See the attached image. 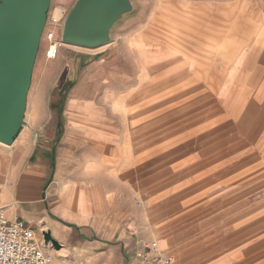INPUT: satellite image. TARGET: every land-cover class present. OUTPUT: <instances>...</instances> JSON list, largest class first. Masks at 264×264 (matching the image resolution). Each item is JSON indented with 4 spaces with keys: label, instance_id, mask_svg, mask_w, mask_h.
<instances>
[{
    "label": "crops",
    "instance_id": "1",
    "mask_svg": "<svg viewBox=\"0 0 264 264\" xmlns=\"http://www.w3.org/2000/svg\"><path fill=\"white\" fill-rule=\"evenodd\" d=\"M153 45L141 36L81 47L73 77L57 76L47 106L34 92L28 107V92L18 136L0 143V209L67 264H136L160 243L174 264H264V172L216 187L197 215L138 195L150 90L164 92L166 77L190 68L175 48ZM45 232L54 245L44 244Z\"/></svg>",
    "mask_w": 264,
    "mask_h": 264
},
{
    "label": "rangeland",
    "instance_id": "2",
    "mask_svg": "<svg viewBox=\"0 0 264 264\" xmlns=\"http://www.w3.org/2000/svg\"><path fill=\"white\" fill-rule=\"evenodd\" d=\"M130 1L133 9L112 28V41L143 36L190 61V68L166 77L164 92L150 90L151 117L143 130L149 135L137 144L148 152V166L138 174L137 192L143 203L167 201L175 211L182 204L197 215L203 204L207 209L216 187L242 184L248 175L264 172V34L259 31L264 30V0ZM74 2L50 1L47 19L60 21L53 41L47 39L50 23L41 36L28 107L34 92L48 105L59 74L73 77L75 66L69 63L81 47L64 44L60 35ZM52 45L54 58L46 55ZM237 61L246 68L232 70ZM158 250L170 255L165 243Z\"/></svg>",
    "mask_w": 264,
    "mask_h": 264
},
{
    "label": "water",
    "instance_id": "3",
    "mask_svg": "<svg viewBox=\"0 0 264 264\" xmlns=\"http://www.w3.org/2000/svg\"><path fill=\"white\" fill-rule=\"evenodd\" d=\"M51 0H0V143L9 146L25 123L33 67ZM130 0H75L63 20L61 41L97 48L111 40ZM44 244H55L49 232Z\"/></svg>",
    "mask_w": 264,
    "mask_h": 264
},
{
    "label": "built area",
    "instance_id": "4",
    "mask_svg": "<svg viewBox=\"0 0 264 264\" xmlns=\"http://www.w3.org/2000/svg\"><path fill=\"white\" fill-rule=\"evenodd\" d=\"M62 19V25H63ZM60 19L51 16L47 19V26L52 29L47 34V39L53 41L54 28L59 25ZM57 43V42H54ZM53 44V43H52ZM55 53V52H54ZM49 55V49L46 55ZM43 245V244H42ZM36 239L34 230H32L24 221L19 219L8 220L6 215L0 209V264H67L65 257L54 258L45 253ZM136 264H171L172 259L160 254L157 247H146L139 256Z\"/></svg>",
    "mask_w": 264,
    "mask_h": 264
},
{
    "label": "bare ground",
    "instance_id": "5",
    "mask_svg": "<svg viewBox=\"0 0 264 264\" xmlns=\"http://www.w3.org/2000/svg\"><path fill=\"white\" fill-rule=\"evenodd\" d=\"M56 51V45H52L50 48H49V55L50 56H53V53ZM164 257H168V258H171L172 259V262H173V258L172 256H168V255H162ZM171 262V264H172Z\"/></svg>",
    "mask_w": 264,
    "mask_h": 264
}]
</instances>
